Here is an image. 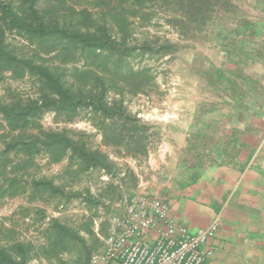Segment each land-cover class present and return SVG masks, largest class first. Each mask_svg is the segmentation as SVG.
I'll list each match as a JSON object with an SVG mask.
<instances>
[{"label": "trees", "instance_id": "obj_1", "mask_svg": "<svg viewBox=\"0 0 264 264\" xmlns=\"http://www.w3.org/2000/svg\"><path fill=\"white\" fill-rule=\"evenodd\" d=\"M44 1L0 0V75L11 72L17 79L28 76L38 86L35 98L13 97L9 101L0 98V118L12 135L1 153V163L9 165L7 175L10 176L5 177L0 193L9 198L27 196L29 202L69 203L81 199L96 206L100 202L89 192L67 193L53 178L25 180L17 174L35 167L37 157L43 155L50 164L67 161V172L76 177L89 172H102L112 179L121 175L122 171L107 153L89 145L85 133L45 130L40 121L46 114L53 113L72 123L85 114L102 136L105 147L118 149L134 159L146 158L155 126L129 113L122 100L110 101L109 95L111 92L123 95L126 90L132 94L145 92L154 79L151 71L134 69L130 60L145 55L162 58L171 55L176 48L171 44L131 45L127 41L126 14H136L146 4L159 0H120V11L113 15L114 26L87 17L77 25L61 23L45 16L41 9ZM163 1L183 15L184 24L196 29L219 18L221 12L232 14L230 27L215 34L216 43L226 50L234 49L237 43H242L243 47L260 31L261 26L239 14L230 0ZM113 28L119 30L120 39L113 34ZM7 32H15L34 45V55L28 58L15 55L5 44ZM45 56L58 65L46 64ZM70 63L83 66L68 70L64 66ZM215 77L218 78V74ZM13 155L20 157L16 164L10 160ZM127 178L131 180L130 185L126 183ZM119 181V185L135 187L137 178L134 172L127 170ZM40 214L45 221V213L40 211ZM40 235L42 240L38 245L14 240L0 246V264H34L36 260L46 264H91L96 253L77 231L56 218L46 223ZM65 254H72L75 259L66 261Z\"/></svg>", "mask_w": 264, "mask_h": 264}, {"label": "rangeland", "instance_id": "obj_2", "mask_svg": "<svg viewBox=\"0 0 264 264\" xmlns=\"http://www.w3.org/2000/svg\"><path fill=\"white\" fill-rule=\"evenodd\" d=\"M230 1L238 9L239 14L249 18L259 14L253 7L255 0ZM119 4L120 0H46L41 5V9L47 18L59 20L61 23L77 25L87 17L114 26L113 15L119 10ZM123 5L127 9L130 8L128 4ZM220 14L219 18L200 29L188 23L184 24L183 15L163 0L146 4L138 9L136 14H126L129 22L127 38L129 44H171L176 48L171 55L162 58L145 55L130 60V65L134 69L147 68L151 71L154 79L152 84L145 88V92L132 94L126 90L123 95L116 92H111L109 95L110 101L122 100L129 113L155 126V135L151 139L146 158L134 159L124 156L118 149L105 147L102 144V136L94 129L85 114L69 123L65 118L48 113L40 121L41 126L49 131L67 130L71 134L85 133L93 149L107 153L116 163L122 171L119 178H122L127 170L149 174V156L157 151L166 136L165 131L170 129L176 116L190 112L193 103L201 102L204 98L210 100L219 96L218 89L210 85L216 80L217 68L222 64L223 56V48L216 43L215 34L220 29L230 27L233 22L232 14L226 11ZM113 34L117 39L122 37L116 28H113ZM5 44L17 56L28 58L34 55L35 46L15 32L6 33ZM45 59L46 64L58 65L51 60V57L45 56ZM82 66V63H70L64 67L72 70ZM37 92L36 81L28 76L17 79L11 72L0 75V98L4 101H9L13 97L35 98ZM11 139L12 135L0 118V191L4 186L5 177L10 176L7 175L10 171L9 165L6 167L1 163V153L5 144ZM10 160L16 164L20 157L13 155ZM35 163V167L17 174L25 180L53 178L55 183L63 186L67 193L89 192L100 203L96 206L89 205L81 199H73L69 203L57 200L29 202L27 196L9 198L2 197L0 193V246L14 240L38 245L42 240L40 230L50 219L56 218L77 231L86 240L87 245L94 249V253L100 251L104 245L113 205L123 195L134 191V187L119 185V178L112 179L102 172H89L76 177L67 172V161L50 164L43 155L37 157ZM126 183L130 185V178L126 179ZM40 211L45 213V221L41 220ZM63 258L66 261H73L75 256L65 254ZM34 264L46 263L36 260Z\"/></svg>", "mask_w": 264, "mask_h": 264}, {"label": "crops", "instance_id": "obj_3", "mask_svg": "<svg viewBox=\"0 0 264 264\" xmlns=\"http://www.w3.org/2000/svg\"><path fill=\"white\" fill-rule=\"evenodd\" d=\"M253 7L260 31L223 49L219 96L176 116L129 192L160 198L192 234L218 222L203 264H264V0Z\"/></svg>", "mask_w": 264, "mask_h": 264}, {"label": "built area", "instance_id": "obj_4", "mask_svg": "<svg viewBox=\"0 0 264 264\" xmlns=\"http://www.w3.org/2000/svg\"><path fill=\"white\" fill-rule=\"evenodd\" d=\"M218 222L191 233L174 223L166 202L132 193L114 205L103 248L91 264H203L213 254L210 239Z\"/></svg>", "mask_w": 264, "mask_h": 264}]
</instances>
